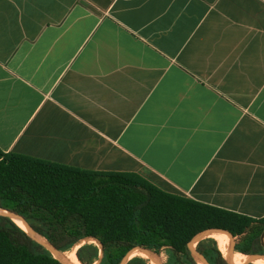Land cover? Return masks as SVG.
Returning <instances> with one entry per match:
<instances>
[{
  "label": "crops",
  "instance_id": "crops-1",
  "mask_svg": "<svg viewBox=\"0 0 264 264\" xmlns=\"http://www.w3.org/2000/svg\"><path fill=\"white\" fill-rule=\"evenodd\" d=\"M0 149L264 216V0H0Z\"/></svg>",
  "mask_w": 264,
  "mask_h": 264
},
{
  "label": "trees",
  "instance_id": "trees-1",
  "mask_svg": "<svg viewBox=\"0 0 264 264\" xmlns=\"http://www.w3.org/2000/svg\"><path fill=\"white\" fill-rule=\"evenodd\" d=\"M0 207L24 216L58 253L74 251L73 264H121L123 251L137 244L150 248L162 264H198L187 242L206 228L237 235L238 252L246 256L264 251V216L167 193L127 173L83 170L1 149ZM218 234L222 242L233 240ZM195 250L214 264H231L212 236L198 239ZM245 263L236 257L235 264ZM0 264L68 263L0 215ZM127 264L152 262L138 253Z\"/></svg>",
  "mask_w": 264,
  "mask_h": 264
},
{
  "label": "water",
  "instance_id": "water-1",
  "mask_svg": "<svg viewBox=\"0 0 264 264\" xmlns=\"http://www.w3.org/2000/svg\"><path fill=\"white\" fill-rule=\"evenodd\" d=\"M0 215L7 217L14 221L16 224L20 225H27L33 234L35 235V238L37 241L41 242L48 250H50L55 256L59 257V253L50 245V243L43 237L31 224L30 222L22 215H17L5 208L0 207ZM23 228V227H22ZM24 229V228H23ZM213 233H224L227 235H230L235 238L236 240V246L232 253V263L235 264L236 256L238 254V246H239V238L237 235L233 234L231 231L223 228H206L203 230H200L196 234H194L187 242V246L190 251L191 257L194 259V261L198 264H214L208 260H206L202 255H200L195 250V240L200 239L205 236H211ZM30 234V233H29ZM31 235V234H30ZM264 235V234H263ZM133 251L143 252L147 256H150L153 258L154 262L156 264H162L160 258L150 249L147 247H144L142 245H133L127 249H125L121 256V264H127L128 259L130 258L129 254ZM264 257V251L261 253H257L254 255V258L251 259L249 264H261V260ZM60 258V257H59ZM65 262V261H64ZM67 263V262H66Z\"/></svg>",
  "mask_w": 264,
  "mask_h": 264
},
{
  "label": "rangeland",
  "instance_id": "rangeland-1",
  "mask_svg": "<svg viewBox=\"0 0 264 264\" xmlns=\"http://www.w3.org/2000/svg\"><path fill=\"white\" fill-rule=\"evenodd\" d=\"M212 237H214L216 239L218 248H219L220 252L222 253V255L225 256L230 261V263H232V253H233V251L235 249V246H236V240H235V238L233 237V240H230L229 242H222L216 236L213 235ZM87 240L92 241V238H89ZM261 243H262L263 248H264V235H262ZM141 253H143V252H141ZM238 253L239 254H242L240 252H238ZM71 254H73V251L72 250L71 251L64 252L62 254L59 253V257H60V259L62 261H65L68 264H73V263H70ZM142 255L147 256L145 253H143ZM242 255H244V254H242ZM244 256H245V262H246L245 264H249L250 261H251V259L254 258V255H252V256H248V255L246 256V255H244ZM148 257L150 258L151 262H153V264H156L154 262V260H153L152 257H150V256H148ZM73 259H75V258L73 257Z\"/></svg>",
  "mask_w": 264,
  "mask_h": 264
},
{
  "label": "bare ground",
  "instance_id": "bare-ground-1",
  "mask_svg": "<svg viewBox=\"0 0 264 264\" xmlns=\"http://www.w3.org/2000/svg\"><path fill=\"white\" fill-rule=\"evenodd\" d=\"M22 227L28 232V233H30L33 237H35V235L33 234V232L28 228V227H26L25 225H22ZM216 236L220 241H222V239H221V237H220V235L218 234V233H213L212 234V236ZM89 239V238H88ZM197 242V240H195V243ZM137 253H141V252H138V251H133V252H131L130 254H129V256L131 257L132 255H134V254H137ZM141 254H143V253H141ZM74 255H75V253H74V251H73V254H71V257H70V260L74 257ZM237 258H240V259H242V260H245V256L244 255H242V254H237V256H236ZM69 258V257H68ZM261 263L262 264H264V258H262V260H261ZM152 264H153V262H152Z\"/></svg>",
  "mask_w": 264,
  "mask_h": 264
}]
</instances>
